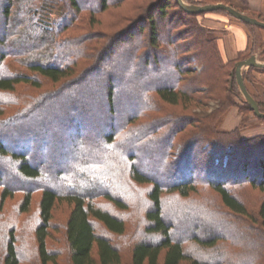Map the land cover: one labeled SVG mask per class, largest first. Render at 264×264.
Masks as SVG:
<instances>
[{
  "label": "trees",
  "instance_id": "1",
  "mask_svg": "<svg viewBox=\"0 0 264 264\" xmlns=\"http://www.w3.org/2000/svg\"><path fill=\"white\" fill-rule=\"evenodd\" d=\"M208 15L232 17L189 14L177 0H0V264H60L49 241L61 203L71 264H124L96 225L118 238L138 228L130 264H264V135L241 136L257 116L239 103L236 77L251 54L226 58L224 31L207 27ZM253 70L264 72L250 67L245 82ZM164 71V82L140 85ZM250 94L264 113V94ZM90 102L100 106L87 113ZM234 107L241 125L224 130ZM206 191L217 200L197 201ZM249 192L259 193L257 208ZM36 202L32 226L22 218Z\"/></svg>",
  "mask_w": 264,
  "mask_h": 264
},
{
  "label": "crops",
  "instance_id": "2",
  "mask_svg": "<svg viewBox=\"0 0 264 264\" xmlns=\"http://www.w3.org/2000/svg\"><path fill=\"white\" fill-rule=\"evenodd\" d=\"M214 3H224L235 9L245 10V14H256L264 18V0H248V7H242L240 0H212ZM205 25L212 29L224 31L219 35V45L224 49L226 58L237 59L239 55L256 56L260 63H264L260 58L262 49L260 43L264 42V30L251 29L238 19L225 15H213L205 19ZM249 59V58H247ZM245 59V60H247ZM250 67H245V70ZM252 75L256 82L246 83V86L252 94H264V72L253 70ZM242 122V114L236 107L232 108L226 116L223 128L232 131L237 129ZM264 135V120L257 117L251 118L249 125L241 131L244 139Z\"/></svg>",
  "mask_w": 264,
  "mask_h": 264
},
{
  "label": "rangeland",
  "instance_id": "3",
  "mask_svg": "<svg viewBox=\"0 0 264 264\" xmlns=\"http://www.w3.org/2000/svg\"><path fill=\"white\" fill-rule=\"evenodd\" d=\"M40 6V5H39ZM61 7L60 8H58V9H55L54 11H51L50 12V15L48 16V17H46L45 19H44V23H46V24H51L52 22H55V21H57L58 20V17L61 15ZM210 16H213V15H208L206 18H208V17H210ZM226 16V15H225ZM204 24H205V21H204ZM263 52V51H262ZM262 52L260 53V59L262 60V61H264V55L262 54ZM250 58V57H249ZM124 64H119V66H118V69L119 68H122V66H123ZM12 70H15V71H17V70H19V68H16V67H12ZM122 71V70H121ZM249 72V69H247V70H245L244 71V73L246 74V73H248ZM120 73H122V72H120ZM166 75H167V73L164 71V72H162V74L161 75H156V76H154L153 78H151L152 80H149V79H147V78H145L144 80H142L141 79V83H140V85H142V84H146V83H161V82H164L165 81V79H166ZM249 75V74H248ZM123 77L125 76V74L124 75H122ZM122 76H120V77H122ZM250 77H251V79L249 80V83H254V82H256V80L254 79V77H253V75H252V73H251V75H249ZM122 77V78H123ZM118 82L117 83H119V85L121 86V87H123V88H127V86L126 85H124V82H122V81H120V80H117ZM248 83V82H247ZM127 89H125V91H126ZM91 93H96V92H99V93H101L100 92V90H96L95 88L93 89V88H91L90 90H89ZM89 91H87V92H89ZM241 91V90H240ZM103 93V92H102ZM81 94V93H80ZM82 95V94H81ZM241 95H242V101L241 100H239V103H241V104H243L244 105V103H243V101L245 102V98H244V96H243V94H242V92H241ZM84 96H86L87 97V95L86 94H84V95H82V96H80L79 97V100H83V101H85L84 100ZM123 103H124V109H122V111H127L129 108H128V101L124 98L123 99ZM66 104H70V103H66ZM89 107H88V110H86V109H84L85 110V112H87V113H89V110H91V109H93L94 107H98V106H100V105H98L96 102H90V105H88ZM219 106V103L218 102H212L211 103V106H210V108H209V111H213L215 108H217ZM200 109H198L197 111H199ZM254 115L253 114H251V117H250V120H251V118L252 119H254ZM256 118V117H255ZM225 120V119H224ZM223 123H224V121H223ZM249 123H250V121H249ZM249 123H248V125H249ZM222 128H223V124H222ZM224 129V128H223ZM199 152V153H198ZM197 153L199 154V157H205V155H203L202 153L203 152H201L200 150H198L197 151ZM200 162V163H199ZM199 162H197L198 164H201V166H203V162L204 161H199ZM63 164H65L66 163V161L64 160L63 162H62ZM159 174L162 176V175H166V176H162L161 177V180H164V181H170L169 180V174L167 175V174H163V172H162V170H159ZM203 174H201V172L199 173V176L201 177ZM259 193L258 192H256V193H253V192H249L248 193V195H249V197L251 198V199H247V203H248V206L252 209V208H254V207H258L259 206V195H258ZM212 197V198H214L215 200H217V198L215 197V196H213V195H209V192L208 191H206L205 192V194H203V195H200L199 197H197V201H199V200H203V201H206L207 202V198L206 197ZM18 203H19V199H17V200H13V201H9L7 204H6V211H8V212H11V213H15L16 211V209H17V205H18ZM38 204H37V202H36V205L34 206V208H33V212L31 213V214H29V216H25L24 218H22V219H24V220H27V223L28 224H32V226H34V224H36V223H38V219H37V214H38V206H37ZM212 205H213V203H212ZM68 205L66 204V203H61L60 205H59V207H58V210L55 212V219H54V222H53V229H52V231H51V239H50V241H49V246H50V248H51V250H54V251H56V252H58L59 254H60V257H59V262H60V264H71L70 263V252H69V250H68V248H67V246H66V243H65V237H64V227H65V225H66V223H67V219H68V216H69V209H68V207H67ZM12 215H14V214H12ZM192 216V215H191ZM29 218H30V220H29ZM190 218V220L191 221H193V222H195V217H189ZM141 221V219H139L138 217H134L133 218V221H132V223L133 224H136L137 222H140ZM142 223V222H141ZM144 223H146L145 221L143 222V225H144ZM96 227V229H97V232L99 233V234H101V235H106V236H108V237H110L111 239H113L114 240V242L115 243H117L118 245H119V247H121V249H123V251H124V253H125V262H124V264H130V261H131V257H130V251H129V248L127 247V245L129 246V244L131 245V243H132V241L135 239V237L137 236V231H138V228H136V226H135V228H136V232L133 230L132 231V233L128 236V238H118L117 236H114V235H111V234H109L103 227H101L100 225H96L95 226ZM203 227H207V229H209V230H215L216 228H215V226H213L212 224H208V225H203ZM27 228V227H26ZM33 228V227H32ZM141 230V229H140ZM184 230H186V229H184ZM139 234V233H138ZM25 238L26 239H24L23 238V243L24 242H26L25 243V254H26V251L28 252V253H31V251H32V247H31V240H32V238H33V235H30V234H28V231L26 230V236H25ZM154 237L153 236H150L148 239H153ZM94 258H95V260H97L98 261V256H97V249L94 251ZM0 263H1V261H0ZM183 264H189V262H184Z\"/></svg>",
  "mask_w": 264,
  "mask_h": 264
},
{
  "label": "water",
  "instance_id": "4",
  "mask_svg": "<svg viewBox=\"0 0 264 264\" xmlns=\"http://www.w3.org/2000/svg\"><path fill=\"white\" fill-rule=\"evenodd\" d=\"M181 6V8L189 14H203V13H210L216 11H226L228 12L233 18L238 19L240 21H244L246 23L264 28V22L260 21L256 18H253L239 10L235 9L234 7L224 4V3H215V4H207V5H196L186 2L185 0H177ZM245 67H258L264 68V63H260L256 56H251L247 60L240 61L236 65V77L240 87V90L247 102L248 105L254 110L255 115L258 118L264 119V113L261 112L260 107L255 100V98L250 94L245 80L243 76V69Z\"/></svg>",
  "mask_w": 264,
  "mask_h": 264
}]
</instances>
